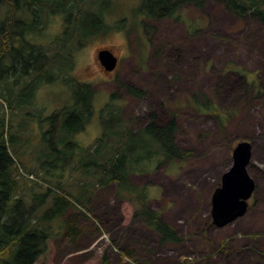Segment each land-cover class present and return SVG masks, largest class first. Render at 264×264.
<instances>
[{"label":"rangeland","instance_id":"obj_1","mask_svg":"<svg viewBox=\"0 0 264 264\" xmlns=\"http://www.w3.org/2000/svg\"><path fill=\"white\" fill-rule=\"evenodd\" d=\"M141 3L111 1L106 11L109 30L75 51L68 58L71 68L56 66L54 73L62 71L59 80L40 86L30 104L14 103L8 121L16 139L10 149L21 194L28 203H40L42 210L59 194L87 206L73 204L50 224L53 237L37 264H106L105 257L107 264H238L240 258L264 264V25L232 15L218 1L200 10L187 6L179 19L161 21L143 16ZM8 15L9 7L3 6L0 28ZM63 32V20L51 17L44 42ZM105 49L120 61L112 73L98 59ZM20 81L4 83L13 98L29 79ZM83 84L95 92L90 121L83 131L65 133L58 129L65 116L54 120V115L75 109L74 93ZM124 85L141 91L143 98L131 95ZM195 97L219 104L226 113L223 126L191 105ZM4 100L0 97L9 117ZM119 112L136 130L150 124V114L157 115L160 126L176 118V144L193 151L186 161H168L157 168V158L137 163L138 172L130 175L133 186L147 189L151 210L184 238L179 245L159 244L145 219L134 216L136 204L119 198L115 185L98 187V178L84 168L90 159L87 149L114 124L112 118L120 120ZM77 123L71 122L73 127ZM241 142L252 144L248 171L257 188L247 213L218 227L212 217L213 195ZM117 143L116 138L105 141L102 151H111L108 146ZM72 224L80 234L77 242L68 230ZM129 250L136 252L130 259L121 253L128 255Z\"/></svg>","mask_w":264,"mask_h":264},{"label":"trees","instance_id":"obj_2","mask_svg":"<svg viewBox=\"0 0 264 264\" xmlns=\"http://www.w3.org/2000/svg\"><path fill=\"white\" fill-rule=\"evenodd\" d=\"M111 1L113 0H0V10L3 6L9 7V15L0 28V97L6 99L4 102L6 101L9 109L8 117L0 103V264H37L53 237L50 224L62 218L73 204L87 208L77 200L61 194L53 199L46 210H42L41 204L34 199L32 203H28L21 194L16 175L17 160L10 149L16 138L8 119L15 108L14 103L18 106L30 104L40 86L59 80L60 73L71 68L68 58L75 51L109 30L106 11L110 8ZM211 1L220 2L229 13L240 19L250 17L264 25V0H142L139 11L148 20L179 19L180 11L187 6L200 10ZM51 17L63 20L64 32L47 43L44 42L43 33ZM145 28L149 33L150 27ZM35 35H38L36 43L33 41ZM70 44L72 48H68ZM66 64L67 68L62 70ZM56 66L62 70L59 74L54 73ZM21 78H28L29 81L24 83L19 95L13 98L12 89L4 83L14 79L18 84ZM72 81L64 79L67 83ZM78 86L74 93L75 109L56 112L53 118L55 120L59 116H65L63 124L58 128H63L65 133L83 131L92 115L95 92L90 84ZM124 87L131 95L143 98L144 94L136 88L130 85ZM3 90L8 97H4ZM190 102L199 112L213 115L222 126L227 120L226 113L210 98L203 101L195 97ZM119 113L120 120L112 118L111 122L114 124L108 127V131L94 147L87 149L90 159L84 168H88L98 178V187L115 185L119 198L133 201L137 208L134 216L145 219L146 226L159 236L161 245H179L184 242V238L179 236L172 225L163 221L159 212L151 210L147 189L133 186L130 175L138 172L135 166L137 163L157 158V168L168 161H186L193 151L176 144L174 135L178 125L175 117L168 125L160 126L157 115L150 114V124L136 130ZM72 120H77L76 127L72 126ZM51 130L54 131V128ZM114 138L118 140L117 147L108 146L111 151H102V143ZM48 195L47 193L44 199ZM90 199L91 197L88 201ZM68 230L73 241L77 242L80 234L75 224L70 225ZM121 253L130 259L136 252L129 250L128 255L123 251ZM107 262L105 257L104 263Z\"/></svg>","mask_w":264,"mask_h":264},{"label":"water","instance_id":"obj_3","mask_svg":"<svg viewBox=\"0 0 264 264\" xmlns=\"http://www.w3.org/2000/svg\"><path fill=\"white\" fill-rule=\"evenodd\" d=\"M98 59L108 73L118 67V58L110 50H101ZM251 162L252 144L239 143L233 151V165L224 175L221 187L213 195L212 217L218 227L227 226L247 213L248 201L257 188L248 171Z\"/></svg>","mask_w":264,"mask_h":264},{"label":"crops","instance_id":"obj_4","mask_svg":"<svg viewBox=\"0 0 264 264\" xmlns=\"http://www.w3.org/2000/svg\"><path fill=\"white\" fill-rule=\"evenodd\" d=\"M252 252V251H251ZM250 260H245V259H242L240 258V261L238 262V264H251V261L249 262Z\"/></svg>","mask_w":264,"mask_h":264},{"label":"bare ground","instance_id":"obj_5","mask_svg":"<svg viewBox=\"0 0 264 264\" xmlns=\"http://www.w3.org/2000/svg\"><path fill=\"white\" fill-rule=\"evenodd\" d=\"M35 20V19H34ZM38 21V20H37ZM57 39V38H56ZM8 42V41H7ZM5 47V46H4ZM13 50V49H12ZM33 54V53H32ZM31 57V56H30ZM37 61V60H36ZM33 63V62H32ZM31 63V64H32ZM40 65V64H39ZM43 67V66H42ZM14 68V67H13ZM37 68V67H36ZM40 68V67H39ZM44 71V70H43ZM9 72V71H8ZM16 72V71H15ZM16 74V73H15ZM34 85V84H33ZM89 94V93H88ZM118 99V98H117ZM81 100V99H80ZM86 104V103H85ZM14 110V109H13ZM222 112V111H221ZM34 116V115H33ZM121 116V115H120ZM79 123H80V120H79ZM132 130V129H131ZM208 134V133H207ZM9 141V140H8ZM179 148V147H178ZM184 151V150H183ZM165 161V160H164ZM59 189V188H58ZM69 196V195H67ZM72 197V196H71ZM56 200V199H55ZM20 201V200H19ZM64 203V202H63ZM64 206V205H63ZM65 221V220H64ZM161 241V240H160ZM164 241V240H163ZM166 242V241H165ZM160 244V243H159ZM264 255V254H263Z\"/></svg>","mask_w":264,"mask_h":264},{"label":"flooded vegetation","instance_id":"obj_6","mask_svg":"<svg viewBox=\"0 0 264 264\" xmlns=\"http://www.w3.org/2000/svg\"><path fill=\"white\" fill-rule=\"evenodd\" d=\"M120 62V61H119Z\"/></svg>","mask_w":264,"mask_h":264}]
</instances>
